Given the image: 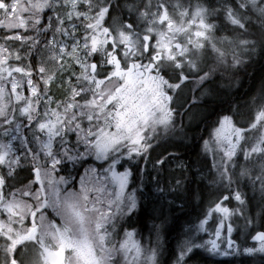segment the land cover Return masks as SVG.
I'll list each match as a JSON object with an SVG mask.
<instances>
[{
  "label": "snow or ice",
  "instance_id": "1",
  "mask_svg": "<svg viewBox=\"0 0 264 264\" xmlns=\"http://www.w3.org/2000/svg\"><path fill=\"white\" fill-rule=\"evenodd\" d=\"M257 59L264 0H0V264L264 256Z\"/></svg>",
  "mask_w": 264,
  "mask_h": 264
},
{
  "label": "trees",
  "instance_id": "2",
  "mask_svg": "<svg viewBox=\"0 0 264 264\" xmlns=\"http://www.w3.org/2000/svg\"><path fill=\"white\" fill-rule=\"evenodd\" d=\"M238 78V82L232 89L231 99L234 103H239L243 106L246 102H250V98L255 95L260 88L261 80L264 79V60L257 59L255 63L250 64L246 69L241 68L240 72L238 73ZM207 119L210 122L212 119H215V115L212 114L208 116ZM184 123L186 125L185 130L189 134V139L185 141V143L188 145L187 153L189 155H194L197 149L196 145L191 140V136L193 135V132H196L197 135L204 133L205 125L203 123H200L199 129H197L195 123L189 126V122L187 121V119ZM196 211L197 209H195L191 204L187 205L182 211L179 208H176L174 210V216L176 217L175 223L173 224V227L171 229L162 234V243L166 250L171 249L175 245L176 233L179 230V226L181 224H184L186 220L194 218ZM147 226H151L150 221L148 222ZM136 227L142 232V236L144 238L148 236L147 228L144 227V218L142 214L141 222L138 223ZM249 240L247 242L248 245L254 246L255 244L250 243ZM205 264H264V256H261L259 254L254 257L210 256L205 261Z\"/></svg>",
  "mask_w": 264,
  "mask_h": 264
},
{
  "label": "rangeland",
  "instance_id": "3",
  "mask_svg": "<svg viewBox=\"0 0 264 264\" xmlns=\"http://www.w3.org/2000/svg\"><path fill=\"white\" fill-rule=\"evenodd\" d=\"M60 174H64V173H60ZM56 220H57V223H59V218H56ZM205 238H207V237H205ZM218 257H221V256H218Z\"/></svg>",
  "mask_w": 264,
  "mask_h": 264
},
{
  "label": "water",
  "instance_id": "4",
  "mask_svg": "<svg viewBox=\"0 0 264 264\" xmlns=\"http://www.w3.org/2000/svg\"><path fill=\"white\" fill-rule=\"evenodd\" d=\"M250 243H253V244H256L257 242L255 241H252V240H249Z\"/></svg>",
  "mask_w": 264,
  "mask_h": 264
}]
</instances>
